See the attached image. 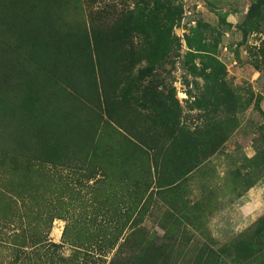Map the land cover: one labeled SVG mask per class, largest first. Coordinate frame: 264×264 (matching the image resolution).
Listing matches in <instances>:
<instances>
[{"label": "rangeland", "instance_id": "374dc122", "mask_svg": "<svg viewBox=\"0 0 264 264\" xmlns=\"http://www.w3.org/2000/svg\"><path fill=\"white\" fill-rule=\"evenodd\" d=\"M65 17L127 26L141 56L127 61L118 87L101 88L102 100L118 104L112 120L96 107L102 143L86 162L80 155L24 171L3 161L0 142V264H44L54 242L61 264H112L128 235L158 241L175 203L179 214L187 205L191 233L219 244L264 220V0H81ZM164 122L190 130L200 149L198 164L178 182L180 198L169 191L168 173L158 190L160 170L145 142L166 145ZM117 217L127 223L110 251L118 228L108 220ZM25 226L31 233L20 250L24 236L16 233Z\"/></svg>", "mask_w": 264, "mask_h": 264}, {"label": "trees", "instance_id": "16d2710c", "mask_svg": "<svg viewBox=\"0 0 264 264\" xmlns=\"http://www.w3.org/2000/svg\"><path fill=\"white\" fill-rule=\"evenodd\" d=\"M80 4L81 0H0V142L5 163L25 169L35 162L57 165L68 159L70 163L80 155L86 162L94 153L91 151L101 147L103 113L96 107L112 120V105L118 104L108 97L102 100V89L107 91L112 84L118 87L120 74L130 68L127 61L132 63L133 55L140 53L136 55L130 31L121 23L87 25L84 19L71 24L65 14ZM254 6L256 2L250 9L251 17L256 16ZM110 76L117 81L109 84ZM164 124L170 133L166 145L156 138L152 143L145 142L155 152L154 164L160 170L158 190L163 188L161 176L168 173L165 181L173 187L169 191H177L179 197L178 182L198 164L200 149L190 130L177 128L178 122L173 123L174 127ZM94 170L87 178L93 177ZM134 188L139 194L143 186L137 184ZM40 193L43 195L42 189ZM175 209L176 203L169 207L171 222L162 226L165 234L158 241L145 232L138 240L128 235L119 243L112 264H264L263 219L239 237L219 244L211 235L191 233L195 223L190 222L187 205L184 211L180 208V214ZM125 214L128 219V211ZM108 221L118 228L110 235L111 251L127 221L121 217ZM30 231L25 226L16 233L24 236L17 249L28 244L25 239ZM37 232L33 237L39 244ZM205 236L208 239H203ZM51 244L52 255L44 264H59V255H54L59 244ZM127 246L132 247L128 250ZM58 260L63 261V257Z\"/></svg>", "mask_w": 264, "mask_h": 264}, {"label": "bare ground", "instance_id": "6f19581e", "mask_svg": "<svg viewBox=\"0 0 264 264\" xmlns=\"http://www.w3.org/2000/svg\"><path fill=\"white\" fill-rule=\"evenodd\" d=\"M58 234V233H57Z\"/></svg>", "mask_w": 264, "mask_h": 264}]
</instances>
